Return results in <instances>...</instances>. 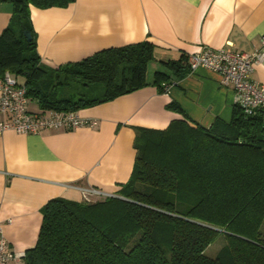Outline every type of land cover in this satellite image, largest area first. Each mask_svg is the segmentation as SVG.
<instances>
[{
	"label": "trees",
	"instance_id": "1",
	"mask_svg": "<svg viewBox=\"0 0 264 264\" xmlns=\"http://www.w3.org/2000/svg\"><path fill=\"white\" fill-rule=\"evenodd\" d=\"M4 1L13 12L0 33V76L9 72L42 109L77 111L148 85L161 92L171 81L168 69L178 72L187 61L184 55L162 61L164 68L149 81L155 45L144 40L50 69L39 63L30 6L66 7L75 0ZM77 85L102 91L89 97L64 93ZM167 108L182 117L163 129L135 130L132 172L114 195L54 197L42 206L25 264H264L260 114H245L235 103L230 122L216 118L205 128L175 101ZM218 237L223 244L209 256L206 249Z\"/></svg>",
	"mask_w": 264,
	"mask_h": 264
},
{
	"label": "crops",
	"instance_id": "2",
	"mask_svg": "<svg viewBox=\"0 0 264 264\" xmlns=\"http://www.w3.org/2000/svg\"><path fill=\"white\" fill-rule=\"evenodd\" d=\"M12 12V4L0 0V33ZM30 18L39 63L50 69L144 40L155 45L154 71L164 68L162 61L203 47L264 52V0H75L66 7L30 6ZM168 74L171 81L161 92L148 85L76 111L94 119L93 125L0 134V225L10 251L24 254L35 244L41 208L51 198L79 201L82 189L114 195L132 172L135 130L163 129L182 117L167 108L172 101L205 128L216 118L230 122L235 92L221 85L216 71L205 66L191 71L185 60ZM251 78L264 84V59ZM35 101L27 104L30 112L48 110ZM4 117L0 111V120Z\"/></svg>",
	"mask_w": 264,
	"mask_h": 264
},
{
	"label": "built area",
	"instance_id": "3",
	"mask_svg": "<svg viewBox=\"0 0 264 264\" xmlns=\"http://www.w3.org/2000/svg\"><path fill=\"white\" fill-rule=\"evenodd\" d=\"M260 42L264 45V35ZM264 59L261 48L251 53L233 52L225 48L203 47L200 51L187 55L191 71L200 66L216 71L224 87H232L235 103L248 115L259 113L264 123V84L252 80L256 63ZM29 98L26 87L15 77L5 72L0 76V111L5 117L0 120V134L12 130L20 134L38 133L43 128L74 129L79 126L95 124L94 119L83 118L76 111L30 112L27 108ZM109 196L96 189H82V199ZM23 254L8 249L7 241L0 225V264H14Z\"/></svg>",
	"mask_w": 264,
	"mask_h": 264
},
{
	"label": "rangeland",
	"instance_id": "4",
	"mask_svg": "<svg viewBox=\"0 0 264 264\" xmlns=\"http://www.w3.org/2000/svg\"><path fill=\"white\" fill-rule=\"evenodd\" d=\"M153 63L154 61H150L148 63V67H147V73H150L151 75H153L154 73V67H153ZM19 80H22L23 77L22 76H18ZM102 91V86L99 85H91V86H81V85H77L71 89H64V93H66V95L70 96V95H74V96H94V95H98L100 92ZM72 92V93H71ZM31 106L36 104L35 100L30 99L28 102ZM29 105V106H30ZM103 197V196H102ZM101 198V197H100ZM262 232H264V224H262L261 227ZM223 244V239L221 237L216 238V240L206 249V253L209 256H214L216 254V252L218 251V249L221 247V245ZM16 264H25L24 262L20 261Z\"/></svg>",
	"mask_w": 264,
	"mask_h": 264
},
{
	"label": "water",
	"instance_id": "5",
	"mask_svg": "<svg viewBox=\"0 0 264 264\" xmlns=\"http://www.w3.org/2000/svg\"><path fill=\"white\" fill-rule=\"evenodd\" d=\"M24 34L26 36V40L30 41L31 40V35H30V31H24Z\"/></svg>",
	"mask_w": 264,
	"mask_h": 264
}]
</instances>
